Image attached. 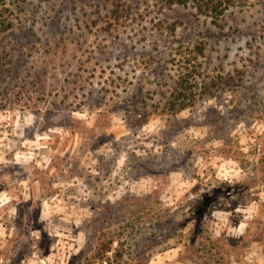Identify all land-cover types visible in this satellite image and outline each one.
I'll return each instance as SVG.
<instances>
[{"label":"rangeland","instance_id":"rangeland-1","mask_svg":"<svg viewBox=\"0 0 264 264\" xmlns=\"http://www.w3.org/2000/svg\"><path fill=\"white\" fill-rule=\"evenodd\" d=\"M3 9L24 47L0 73V264H107L99 228L147 264H264V0Z\"/></svg>","mask_w":264,"mask_h":264},{"label":"trees","instance_id":"trees-1","mask_svg":"<svg viewBox=\"0 0 264 264\" xmlns=\"http://www.w3.org/2000/svg\"><path fill=\"white\" fill-rule=\"evenodd\" d=\"M8 1L11 0H0V73L6 70L8 72H14L20 61H22L24 47L19 35L16 34V23L18 19L16 20L13 14L9 15V13H6L3 9ZM249 1L250 0H161V3L162 8L166 6L172 8L176 5L191 6L195 8L199 14L210 17L214 22H220L229 11H232L236 7H244ZM6 10L12 9L10 6H7ZM11 34L14 36L9 39L8 36ZM24 35L26 34L24 33ZM183 82L185 84L183 89L187 91L190 90V85H186L187 80L185 79ZM174 90L172 97L168 99L170 111L184 108L187 104V100H191L187 92L182 90L179 91V88H175ZM95 235L98 243L96 256L101 262H106L107 264L148 263L149 257L146 258L144 252L138 253V255L131 257V259L126 257L127 250L125 244L123 243L121 246L115 245L116 238L121 236L120 233L119 235L117 232L112 234V231L104 232V229L99 228L95 230ZM125 236H127V234Z\"/></svg>","mask_w":264,"mask_h":264}]
</instances>
